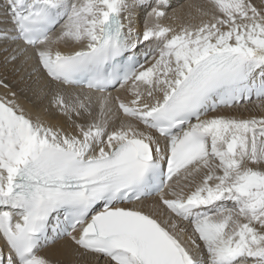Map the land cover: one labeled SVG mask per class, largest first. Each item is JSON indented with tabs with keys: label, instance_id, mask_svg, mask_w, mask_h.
Returning a JSON list of instances; mask_svg holds the SVG:
<instances>
[{
	"label": "snow or ice",
	"instance_id": "obj_1",
	"mask_svg": "<svg viewBox=\"0 0 264 264\" xmlns=\"http://www.w3.org/2000/svg\"><path fill=\"white\" fill-rule=\"evenodd\" d=\"M171 8L0 0V58L37 85L34 110L0 96V264L66 239L88 264H264V116L233 114L264 107V0L179 30Z\"/></svg>",
	"mask_w": 264,
	"mask_h": 264
},
{
	"label": "bare ground",
	"instance_id": "obj_2",
	"mask_svg": "<svg viewBox=\"0 0 264 264\" xmlns=\"http://www.w3.org/2000/svg\"><path fill=\"white\" fill-rule=\"evenodd\" d=\"M178 0H171L172 8L168 9V18L163 20L162 22L165 25H171L172 27L179 30L182 25L187 23H199L200 9L202 6L207 5V0H181L180 3ZM254 3H259L260 0H253ZM175 13V15H173ZM2 19V17H0ZM143 20V18H142ZM141 31L143 30V23L140 25ZM62 50H67L63 48ZM42 75V74H39ZM27 71H16L12 65L5 66L3 64L2 58H0V81H3L9 87L5 89L3 86H0V96L5 95L7 92H16L18 97L20 98V103L23 104L26 108L30 110H34L33 106V97L32 93L29 91V88L37 87L34 83L36 77L34 76L32 80L27 78ZM121 95L122 97H128L129 94L126 89H114L113 95ZM237 116L243 118H249L255 116L260 118L264 116V107L261 106L260 102L253 100L247 108H242L240 110H235L234 113ZM61 122H63V118H60ZM151 205V201L148 202ZM146 211L150 210V208L145 209ZM190 233V229H189ZM198 243H202L197 241ZM190 247H192L190 241L187 242ZM0 248H3L5 252H7V248L4 245V241L0 238ZM75 245L72 244L70 240H62L56 245L45 250L44 255H47L54 261H59L60 264H73V262L78 261V264H88L90 261V257H76L74 255Z\"/></svg>",
	"mask_w": 264,
	"mask_h": 264
},
{
	"label": "rangeland",
	"instance_id": "obj_3",
	"mask_svg": "<svg viewBox=\"0 0 264 264\" xmlns=\"http://www.w3.org/2000/svg\"><path fill=\"white\" fill-rule=\"evenodd\" d=\"M173 1H174V0H173ZM177 2H178V3H180V2H181V0H178Z\"/></svg>",
	"mask_w": 264,
	"mask_h": 264
}]
</instances>
